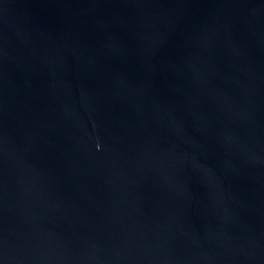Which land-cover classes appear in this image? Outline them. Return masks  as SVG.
<instances>
[{
    "label": "water",
    "instance_id": "1",
    "mask_svg": "<svg viewBox=\"0 0 264 264\" xmlns=\"http://www.w3.org/2000/svg\"><path fill=\"white\" fill-rule=\"evenodd\" d=\"M0 264H264V0H0Z\"/></svg>",
    "mask_w": 264,
    "mask_h": 264
}]
</instances>
